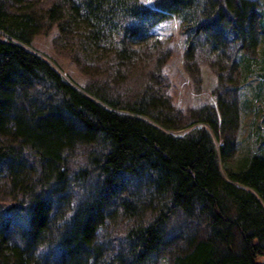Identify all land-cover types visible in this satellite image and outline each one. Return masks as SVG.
<instances>
[{"label": "trees", "instance_id": "1", "mask_svg": "<svg viewBox=\"0 0 264 264\" xmlns=\"http://www.w3.org/2000/svg\"><path fill=\"white\" fill-rule=\"evenodd\" d=\"M170 19L189 65L206 49L221 86L227 63L241 83L183 135L168 97L124 107L33 48L56 26L76 65L121 64ZM263 23L253 0H0V264H264ZM255 81V102L239 101ZM248 110L257 149L236 166L230 135Z\"/></svg>", "mask_w": 264, "mask_h": 264}, {"label": "rangeland", "instance_id": "2", "mask_svg": "<svg viewBox=\"0 0 264 264\" xmlns=\"http://www.w3.org/2000/svg\"><path fill=\"white\" fill-rule=\"evenodd\" d=\"M142 1L150 7H155L157 0ZM253 1H257L258 10L264 16V0ZM52 28L50 32L41 34L33 40V48L49 57L66 78L81 88L91 86L101 89L109 98L118 101L124 107L142 98L146 90L152 94L168 97L177 111L181 126V129L173 131L176 135L188 133L197 126L188 127L197 120L201 108L218 107V97L225 96L226 87L233 92L240 90L241 83L235 74H232L230 63H227L228 69L224 72L227 84L220 85L219 75L215 70L216 61L206 49H198L194 63L192 65L187 63L186 37L182 35L181 25L176 19H170L157 27L156 37L152 42L133 46L132 50L136 51L134 58L118 64L113 60L112 55L110 57L107 54L98 62L93 60L90 67L88 65L85 69L76 65L68 50L57 45L58 30L56 26ZM261 37L264 46V33ZM230 75L234 79L228 82ZM255 85L257 81L253 82L252 86L246 85L242 92L236 93L238 100L245 99L254 103L253 87ZM230 97H233L232 93ZM259 103L263 106V110L258 111V115H264V101ZM255 114V111L248 110L237 131L230 135V138L239 146V150L232 159L233 165L257 149L254 140L248 137L251 130L250 122ZM227 137L229 134L221 135L218 139L220 146L224 144ZM181 222L187 223L183 219ZM188 224H191L188 226L190 232L196 233L201 230L200 223L188 222ZM124 227V225L112 224L107 230L109 240L117 242L118 238L124 237L126 232ZM172 263V257L166 255L155 264Z\"/></svg>", "mask_w": 264, "mask_h": 264}]
</instances>
